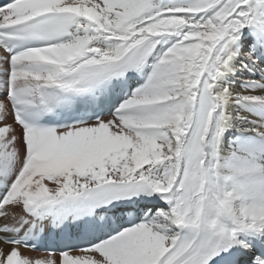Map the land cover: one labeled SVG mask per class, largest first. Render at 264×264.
<instances>
[{
	"label": "snow or ice",
	"instance_id": "obj_1",
	"mask_svg": "<svg viewBox=\"0 0 264 264\" xmlns=\"http://www.w3.org/2000/svg\"><path fill=\"white\" fill-rule=\"evenodd\" d=\"M0 264H264V0H0Z\"/></svg>",
	"mask_w": 264,
	"mask_h": 264
},
{
	"label": "bare ground",
	"instance_id": "obj_2",
	"mask_svg": "<svg viewBox=\"0 0 264 264\" xmlns=\"http://www.w3.org/2000/svg\"><path fill=\"white\" fill-rule=\"evenodd\" d=\"M33 255H38L37 253H33Z\"/></svg>",
	"mask_w": 264,
	"mask_h": 264
}]
</instances>
